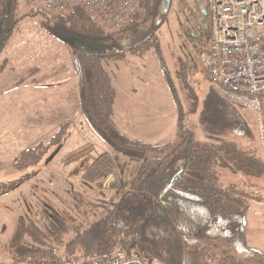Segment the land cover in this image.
Returning <instances> with one entry per match:
<instances>
[{
	"label": "rangeland",
	"instance_id": "1",
	"mask_svg": "<svg viewBox=\"0 0 264 264\" xmlns=\"http://www.w3.org/2000/svg\"><path fill=\"white\" fill-rule=\"evenodd\" d=\"M169 1L165 9L160 1L157 12L143 21L138 14L133 21L139 28L127 33L115 32L94 17L106 36L99 45L112 51L122 50L117 45L137 48L133 54L126 51L127 63L116 58L107 69L117 88L112 120L120 133L142 144L174 145L179 127L194 140L206 141L198 111L213 88L210 38L203 30L195 35L197 27L189 16L195 10L192 3L204 0ZM32 2L19 0L21 20L0 54V126L4 123L0 129V264H19L8 250L19 217L41 226L55 209L70 222L88 224L92 213L103 211L100 206L118 198L139 166L115 152L92 129L76 98L73 47H88L78 27L71 28L53 16L58 12ZM144 33V44L134 42ZM102 46L92 49L102 51ZM53 61L61 67L52 69ZM52 80L63 82L60 87L56 82V89ZM239 109L264 158L259 119L253 111ZM59 133L57 141L39 154V163L15 164L22 151L40 143L49 145ZM239 141L247 145L246 140ZM223 181L228 184L236 178L224 174ZM250 191L256 198L246 214L247 242L264 254V185ZM58 249L64 253L63 247Z\"/></svg>",
	"mask_w": 264,
	"mask_h": 264
},
{
	"label": "trees",
	"instance_id": "2",
	"mask_svg": "<svg viewBox=\"0 0 264 264\" xmlns=\"http://www.w3.org/2000/svg\"><path fill=\"white\" fill-rule=\"evenodd\" d=\"M160 1L164 0H142L129 22L115 32L139 28L134 18L153 16ZM18 6L19 0H0V54L21 20ZM55 14L71 28L77 26L86 43L102 46L105 31L94 17L105 25L107 11L90 13L74 6ZM141 35L134 42L144 44L146 33ZM73 49L81 109L88 123L115 152L139 166L128 188L100 206V214L92 213L88 224L70 222L55 209L41 226L19 217L8 242L11 259L19 264H56L53 249L60 246L74 263L122 250L127 257L136 252L147 262L161 264H264V254L249 247L245 229L247 211L256 198L250 190L264 185V158L240 109L212 88L198 111L206 141L194 140L179 127L174 145L142 144L120 133L112 120L116 93L107 66L122 56V50L106 45L102 51ZM261 114L264 130V98ZM59 136L49 145L25 149L15 164L36 165L39 154ZM243 139L247 145L240 144ZM224 174L236 181L225 183Z\"/></svg>",
	"mask_w": 264,
	"mask_h": 264
},
{
	"label": "built area",
	"instance_id": "3",
	"mask_svg": "<svg viewBox=\"0 0 264 264\" xmlns=\"http://www.w3.org/2000/svg\"><path fill=\"white\" fill-rule=\"evenodd\" d=\"M47 10L63 13L81 6L90 13L107 11L106 23L119 29L129 20L142 0H34ZM211 40L209 78L212 87L238 108L253 111L264 130L261 98H264V0H205ZM56 264H147L136 252L127 257L122 250L103 252L97 257L74 263L55 248Z\"/></svg>",
	"mask_w": 264,
	"mask_h": 264
},
{
	"label": "flooded vegetation",
	"instance_id": "4",
	"mask_svg": "<svg viewBox=\"0 0 264 264\" xmlns=\"http://www.w3.org/2000/svg\"><path fill=\"white\" fill-rule=\"evenodd\" d=\"M170 2V1H169ZM162 8L165 9V3L162 2ZM192 5L195 7L194 11H189V16L191 17L192 21L195 22L196 25V33L195 35H199L201 32L199 30H203V33L207 35L211 40V32H210V23H209V17L208 12L206 9L205 0L204 2L197 1L196 3H192Z\"/></svg>",
	"mask_w": 264,
	"mask_h": 264
},
{
	"label": "crops",
	"instance_id": "5",
	"mask_svg": "<svg viewBox=\"0 0 264 264\" xmlns=\"http://www.w3.org/2000/svg\"><path fill=\"white\" fill-rule=\"evenodd\" d=\"M127 31L128 30H126L125 32L127 33ZM124 32V33H125ZM87 45H88V47L85 45V46H83V47H85V48H88V49H92L95 45L94 44H89V43H87ZM118 46V48L119 49H122V56H120V57H118V60L120 61L121 60V62L122 61H124V63H127V60H126V54H127V52L126 51H128L129 53H131V54H133V51H132V48H127V47H125V46H122V47H120V45H117ZM124 49H125V51H124ZM74 59H75V56H73V58H71V61H72V69H74L75 71H76V68H75V63H74ZM58 65H57V62L56 61H53V65H52V69H56V68H59V67H61V66H59V67H57ZM116 67H118L119 68V66H116ZM70 68V67H69ZM78 78V77H77ZM52 82H53V84L51 85V87H56V82H58V84H59V87L62 85V82H63V80H58V81H56V80H52ZM112 84H114V82H113V76H112ZM113 87H114V89H115V93H116V97H115V102H116V98H117V88H116V86L115 85H113ZM56 89H57V87H56ZM75 94L77 95V97L76 98H78L79 100H80V102H81V90H80V87H79V82H78V79H77V85H75ZM38 98V97H37ZM114 106H115V103H114ZM114 109V108H113ZM3 124L4 123H2V125L0 126V129H2V126H3ZM4 130H6V129H4ZM0 131H2V130H0ZM69 157V156H68ZM68 159V158H67ZM128 187H127V185H126V187L124 188V190H126Z\"/></svg>",
	"mask_w": 264,
	"mask_h": 264
},
{
	"label": "water",
	"instance_id": "6",
	"mask_svg": "<svg viewBox=\"0 0 264 264\" xmlns=\"http://www.w3.org/2000/svg\"><path fill=\"white\" fill-rule=\"evenodd\" d=\"M165 5L169 3V0H164Z\"/></svg>",
	"mask_w": 264,
	"mask_h": 264
}]
</instances>
